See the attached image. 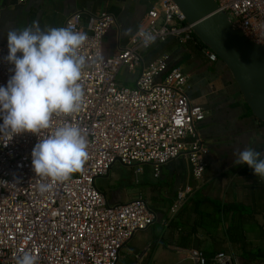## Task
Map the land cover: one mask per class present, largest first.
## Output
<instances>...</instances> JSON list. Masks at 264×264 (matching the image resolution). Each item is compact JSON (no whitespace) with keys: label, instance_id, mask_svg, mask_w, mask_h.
Listing matches in <instances>:
<instances>
[{"label":"built area","instance_id":"1","mask_svg":"<svg viewBox=\"0 0 264 264\" xmlns=\"http://www.w3.org/2000/svg\"><path fill=\"white\" fill-rule=\"evenodd\" d=\"M216 1L218 12H226L249 39L264 46V0ZM114 25L117 18L110 12L77 11L65 26L90 38L81 50L89 58L80 81L85 103L70 116L54 115L42 135L66 122L79 125L89 142L88 160L81 171L42 194L32 166V151L40 136L0 134V182H6L0 183V264H15L25 252L35 254L38 264H119L123 247L137 232L151 227L156 214L142 196L112 205L98 189L97 179L107 177L117 163L136 167L137 172L151 165L157 177L164 165L184 158L195 179L204 177L209 148L198 125L205 120L206 110L192 102L188 76L181 67H171L168 54L152 63L145 56L155 43L170 39L180 45H199L195 25L173 0H158L140 27L153 32L156 41L145 46L135 35L139 28L128 46L105 56L104 39ZM97 52L102 61L95 59ZM202 52L211 62L219 59L207 46ZM7 54V41L0 40V86H6L12 75L13 66L3 59ZM122 69L136 75L133 86L119 85ZM44 182L52 183L50 178ZM194 191L186 186L178 192L172 215ZM189 256L198 264L206 263L201 252ZM212 262L235 263L225 252Z\"/></svg>","mask_w":264,"mask_h":264},{"label":"crops","instance_id":"2","mask_svg":"<svg viewBox=\"0 0 264 264\" xmlns=\"http://www.w3.org/2000/svg\"><path fill=\"white\" fill-rule=\"evenodd\" d=\"M158 0H0V40L7 41L10 29H22L38 21L41 29L65 27L70 15L77 11L94 14L110 12L117 18L104 39V55L112 56L128 46L131 36H124L125 29L133 34L141 27L148 9ZM163 54L170 56L171 67H181L188 76L187 94L194 104L204 107L206 117L198 125L209 148L204 177H193L192 167L184 158L171 161L161 168L159 176L149 165V202L156 214L155 223L137 232L121 250L119 264H162L169 254L186 255L185 260L198 264L189 253L198 251L210 256L220 252L231 255L234 264H264V233L256 229L250 237L257 256L244 261L238 247L227 236L229 221L215 227L211 219L216 206L239 204L252 208L257 220L264 223V180L253 174L246 164L236 165V153L252 147L264 158V123L245 102L241 91L227 66L219 59L211 62L196 46L180 45L170 39L155 43L145 52L149 63ZM127 82L134 85L136 75L125 71ZM114 168V166H113ZM112 168V169H113ZM112 171V170H111ZM102 179L96 181L98 189L112 205L124 204L133 196L132 187L139 184L127 180L117 183ZM120 178H113L117 180ZM191 186L194 193L176 215H172L178 192ZM208 223L212 229L202 226ZM238 259L241 261L239 262ZM242 259V260H241ZM244 261V262H243ZM261 261V262H260ZM210 264H213L212 260Z\"/></svg>","mask_w":264,"mask_h":264},{"label":"clouds","instance_id":"3","mask_svg":"<svg viewBox=\"0 0 264 264\" xmlns=\"http://www.w3.org/2000/svg\"><path fill=\"white\" fill-rule=\"evenodd\" d=\"M123 35L132 36L133 29H125ZM135 35L145 46L157 39L143 28ZM89 39L86 32L71 27L41 29L38 21L7 33L8 54L3 59L13 67L7 85L0 86V134L8 137L30 132L40 136L32 151V166L42 194L51 191L54 183L69 180L88 160V138L79 125L66 122L50 134L42 133L51 127L54 115L70 116L85 103L80 81L89 58L81 50ZM95 59L102 61V54L97 52ZM236 156L234 164H246L264 180L261 153L248 147ZM49 178L52 183H45ZM15 264H38V257L25 252Z\"/></svg>","mask_w":264,"mask_h":264},{"label":"water","instance_id":"4","mask_svg":"<svg viewBox=\"0 0 264 264\" xmlns=\"http://www.w3.org/2000/svg\"><path fill=\"white\" fill-rule=\"evenodd\" d=\"M173 1L195 25L201 42L227 66L245 102L264 123V46L249 39L226 12H218L216 0Z\"/></svg>","mask_w":264,"mask_h":264},{"label":"trees","instance_id":"5","mask_svg":"<svg viewBox=\"0 0 264 264\" xmlns=\"http://www.w3.org/2000/svg\"><path fill=\"white\" fill-rule=\"evenodd\" d=\"M194 46H196L199 51H202V48L205 47L203 43ZM211 219L214 221L215 227H218L221 222L225 220L229 221L230 225L227 228L228 239L238 247L241 254L240 256L244 261L250 262L252 256L256 257L258 255L257 251L253 249L254 242L250 235L255 232L256 229H260V231L264 233V223L261 224L257 220L256 213L252 208L239 204L225 207L217 205L215 215L212 216ZM201 225L207 229H212L211 225L208 223H202ZM260 250H264V248L259 249V251ZM203 254L206 260L205 264H210V261L217 255L210 256L207 253ZM238 261L241 262L239 259Z\"/></svg>","mask_w":264,"mask_h":264},{"label":"rangeland","instance_id":"6","mask_svg":"<svg viewBox=\"0 0 264 264\" xmlns=\"http://www.w3.org/2000/svg\"><path fill=\"white\" fill-rule=\"evenodd\" d=\"M125 69H122L117 77V81L119 85L122 86H131L130 83L127 82L126 75H125ZM113 178H120L117 180H113ZM127 180L128 182H131V184L136 181L139 183L136 188L132 187V198L131 200L138 197V195H134L138 189L142 190L144 197L149 202V185L144 184L145 182H149V165L143 166L142 172H137L136 167H127L120 163H117L114 165V168L111 171V179H102L104 183H107L106 181H113L116 185L117 183ZM138 188V189H137ZM130 200V201H131ZM150 206H154L153 203H150ZM186 255H180V254H169L167 260L162 264H191L188 260H185L184 257ZM122 264V263H121Z\"/></svg>","mask_w":264,"mask_h":264}]
</instances>
